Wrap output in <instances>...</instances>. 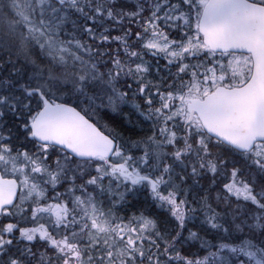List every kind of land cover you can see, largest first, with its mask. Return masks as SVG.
<instances>
[{
    "label": "snow or ice",
    "instance_id": "snow-or-ice-1",
    "mask_svg": "<svg viewBox=\"0 0 264 264\" xmlns=\"http://www.w3.org/2000/svg\"><path fill=\"white\" fill-rule=\"evenodd\" d=\"M0 264H264V0H0Z\"/></svg>",
    "mask_w": 264,
    "mask_h": 264
}]
</instances>
